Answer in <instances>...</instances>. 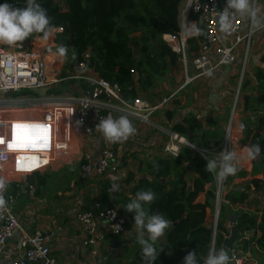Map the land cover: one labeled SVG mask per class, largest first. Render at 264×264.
Returning a JSON list of instances; mask_svg holds the SVG:
<instances>
[{"label": "built area", "instance_id": "obj_1", "mask_svg": "<svg viewBox=\"0 0 264 264\" xmlns=\"http://www.w3.org/2000/svg\"><path fill=\"white\" fill-rule=\"evenodd\" d=\"M225 7L226 0H183L179 8L178 30L161 37L163 44L177 57L185 85L216 76L222 68H230L240 59L243 77L256 28L251 27L249 18L244 25L243 17L233 14L230 27L224 30L218 15ZM193 23L201 28L204 36V41L197 42L194 51L190 50L188 43L197 35H186V28ZM61 32V28L52 29L45 38L46 43L39 47L32 42L0 45V198L4 200L0 206V258L8 242L16 236L18 238L15 243L18 254L9 264H57L51 254L53 244L45 231H27L20 224L14 212L20 192L10 193L8 188L11 184L20 185L35 201L37 187L29 178L46 173L54 162L63 160L60 157L68 152L70 134L75 131L86 139L98 138L100 143L97 157L81 152L77 162L81 176L88 181L87 187L93 184L96 188L85 189L83 196L86 199L81 200V205L85 202L91 205L90 210L77 207L73 213V220L79 229V249L88 257L85 264H99L100 247L106 243L108 236L136 244L135 227H128L126 217L120 213L118 206L102 203L99 189L106 183L108 175L118 172L116 150L130 144L139 130L127 139L111 143L101 135L97 126L107 116L118 118L122 115L136 120L139 125L153 126L151 118L167 107L175 95H168L155 106L139 95L128 102L117 84H110L93 70L89 55L82 56L81 61L61 78L50 80L48 71L54 65V39ZM130 74L137 87L139 72L131 69ZM67 80L84 81L88 86L85 89L78 87L75 93L69 95L53 92L54 87ZM241 82L231 101L219 143L213 140L208 147H199L189 138L166 130L164 136L167 141L162 152L174 158L182 146L187 147L206 164L225 150L235 153L233 143L237 139L235 134L243 113L240 105ZM40 89L48 90L45 96L32 93V90ZM4 92H10L11 97H4ZM238 171L222 182H217L212 173L213 199L205 224L211 230L209 250L214 252H218L216 235L220 210L229 204L226 196L231 191L244 188L236 182ZM58 203L64 205V195L58 198ZM57 211L55 213L60 214L64 208L60 207ZM51 219L54 220L53 217ZM234 225L229 223L227 229L230 231ZM256 232L255 227L254 231L238 234L234 244L225 249L230 255L228 264H255L250 251L256 249V239H253ZM229 235L222 236V243Z\"/></svg>", "mask_w": 264, "mask_h": 264}, {"label": "trees", "instance_id": "obj_2", "mask_svg": "<svg viewBox=\"0 0 264 264\" xmlns=\"http://www.w3.org/2000/svg\"><path fill=\"white\" fill-rule=\"evenodd\" d=\"M182 1L106 0V9L101 13L102 0H36L49 16L52 29H62L54 39V65L48 71L49 79L61 78L81 61L82 56L89 55L90 66L98 76L110 84H117L127 100L140 93L150 96L154 90V82L164 77L166 70L177 61V57L163 44L161 37L178 30L177 20ZM8 2L14 7H23L25 4V0ZM199 29L201 30L200 27ZM41 38H44L42 34L34 33L22 42H33ZM203 41L202 34L192 38L188 43L190 50L194 51L197 42ZM59 46L67 49L64 57L57 52ZM131 69H136L140 74L137 87L133 83ZM259 77L250 93L252 98L249 101V110L241 115L240 124L245 125L243 138L234 141L239 152V164L249 162L246 159V146L253 144H259V157H264V74ZM72 85L81 89L88 86L84 81L67 80L54 87L53 92L66 94ZM245 86L244 84L242 87ZM168 118L171 119V115L168 114ZM216 124L213 120L206 122L205 126L202 121L187 114L182 121L172 126V132L190 139L198 134L202 139L211 140L219 134ZM191 142L199 147H208L210 144L196 142L193 138ZM205 166L206 162L196 152L182 146L176 157L160 159L155 166L149 167L148 175L154 174V179H140L129 192L130 197H133L137 191L151 190L156 199L147 206L148 214L159 213L171 221L170 228L162 236L165 241L162 242L161 237L157 242L162 250L154 264H182L183 258L189 252L196 254L200 264H203L211 241V230L205 224L206 210L211 209L210 203L213 199L212 189L205 191V186L213 183L212 173ZM189 171L193 175L190 186L187 179ZM44 174L46 173H38L29 178L30 182L36 184L37 195L46 186L49 178ZM263 177L261 173L255 174L247 190L252 188L255 192L261 191L264 194ZM109 189L110 186L104 184L101 190L102 203L107 206L122 203L120 213H124L126 209L123 205L130 197L126 196L119 202L110 200L114 195H110ZM8 191L21 192L22 188L20 185L11 184ZM202 194L203 202H197ZM247 198L245 193L233 192L230 203L234 201L243 204ZM82 209L88 211L90 207L83 205ZM133 218L134 212H129L126 219L128 227L134 226ZM226 223H234L235 231L242 234L254 231L255 218L246 212L237 211L231 214L228 205L222 206L217 224L218 250L222 248V236L229 235L230 232ZM257 231L259 238L255 241L256 251L263 253L264 207ZM106 239L113 243L117 237L108 236ZM127 258L128 264H143L138 245H135ZM107 261L111 262V259L107 258Z\"/></svg>", "mask_w": 264, "mask_h": 264}, {"label": "crops", "instance_id": "obj_3", "mask_svg": "<svg viewBox=\"0 0 264 264\" xmlns=\"http://www.w3.org/2000/svg\"><path fill=\"white\" fill-rule=\"evenodd\" d=\"M259 2L261 6L264 7V0H259ZM260 14L262 21H264V14H262V12H260ZM245 17L243 16L242 19L244 25L247 24V19ZM255 30V33H259L263 31L264 28H256ZM32 43L34 46L39 47L42 44L46 43V39H35ZM258 46L259 44L256 47L254 46V48L250 52V59L248 56L247 64L245 67L246 70H244L243 73V76L247 77L248 80L245 79V83H243L242 86L244 84L246 86L244 88L242 87V89L249 88L250 91L248 95L243 96H251V98L252 94L250 93L252 92V89L256 86L257 79L260 78L259 76L262 77L264 74V45H260V48ZM175 64L179 66L177 61L175 62ZM240 69L241 59L237 61L236 65L230 68H222L216 74L217 77H215L214 83L210 86V89L208 91L210 92L209 98L204 100V104L202 106H199L198 109L197 106H193V104L191 105L189 100H187V102H185L184 104L182 101H179V105L175 101L173 102L174 105L172 108H170L169 105L165 107L167 109L166 112L169 113L165 114V116H163L164 118L160 116L159 122H157L158 119H156V122H153L155 125H153L152 127L150 125H139L136 120L127 117L131 122L132 126L134 127L135 131L139 130V133L136 137L132 138L133 140L126 147H119L116 150V156L119 161V168L118 172L112 175L117 176L118 180L115 182L111 181L110 177L112 175H108L105 181L106 183H104L108 184L109 186H111L112 183H116L118 185L117 191L110 192V195H114L110 198V200L119 202L126 196L130 197L129 192L132 188L136 186L138 181L142 178L147 177L150 180L154 179V174L148 175L149 167L153 165L155 166L158 163V160L160 159L171 158L170 156L162 152L163 145L167 141L166 136H164V131H172V126L182 121L185 115H193L194 117L202 121L204 125L206 124V122L215 120L219 132L216 138H213L211 140H205L199 137V135L197 134V136L191 137V139L193 138L194 140H196V142L199 143H212L213 140L218 143L219 138L223 134V129L221 130L220 128V126H222L221 122L223 121H218V119L216 118L213 119L212 111L216 110L215 105L218 108L219 105L222 104L223 96L228 91L219 88L223 87L224 83L227 86L228 83L230 85H234V83L236 82V78H238V72L241 71ZM77 90L78 86L72 85L70 86L68 93L64 95H69L73 92L75 93ZM222 90L224 91L223 94ZM179 93L180 91L177 90L174 97H176V95ZM130 100L131 99L127 101L130 102ZM193 107L196 109H193ZM242 109H244V107ZM166 112L163 111L161 113L163 114ZM168 114L171 115V119L168 118ZM240 121L241 119L239 120L237 127L238 129L236 130L235 134L237 139L243 138L242 133L239 131ZM187 138L190 139V137ZM69 142L70 146L68 147V152L64 153L63 157H60L63 158V160L61 162H54L51 167L47 169L46 174H44L49 176V178L47 179L46 186L44 187L47 188L46 191L44 192L43 188H41L40 193L38 195L36 194V199L35 201H33L24 192L23 187H21L22 191L20 192V196L16 200L14 212L17 215L20 224L25 230L30 231L33 229H40L45 231L48 237H50V240L53 244V249L51 253L52 258L57 264H85L88 257L79 249L77 241L79 229L77 227V224L73 220V213L77 207H80V209H82L83 207V205H81V200L86 199V196H83L84 190L87 188H96L93 187V184L87 187L88 181H85L84 178L81 176L77 162L79 160L81 152H86L97 157L99 154L100 143L98 138H84L79 131H75L70 134ZM233 147L238 157L239 152L235 146ZM259 159H264V157H258L256 160L249 161L248 163L239 164L238 162L237 166L239 171L238 178H236V182L240 185V187L244 188H241V190L239 191H231L228 194L227 198L229 200L228 210L231 214L237 211L246 212L255 218L256 231L261 217V210L264 207V194L261 191L255 192L252 188L250 191H248L247 188L249 187L248 184L251 178L255 174L261 173L264 176V171L261 172L255 170L254 174H248L249 169L253 168V162H258ZM52 174H54V177H52ZM189 174L191 175L192 179L193 175L190 171L187 172V179ZM191 179H188V186L191 185ZM104 184L99 189L100 195ZM209 188L212 189L211 186L206 185L205 191H208ZM233 192L245 193L246 195H248V198L243 204H239L234 201L230 203ZM61 195H64V205H59L58 203V198ZM203 200V194L197 198V202L202 203ZM18 203L20 204L18 205ZM84 205L91 207L88 202H85ZM48 206H51L50 210L51 212H53V215L48 213ZM114 206L122 208V203ZM60 207L64 208V212H59ZM35 208H39L40 214H37L38 212H36ZM209 210L210 209L206 210L205 220H207V211ZM45 211L46 213H44ZM55 211L59 212L60 214H56ZM128 213L129 211L126 210L124 213H122V215L125 216L126 219H128ZM52 217L54 218L53 221L51 219ZM60 219H62V221H60ZM226 224L228 225L229 223ZM258 238L259 234L257 231L253 236V239L257 240ZM17 239L18 238L16 236L14 237V239L8 242L6 250L0 258V264H9L10 261L15 256H17L18 253L15 249V243ZM109 242L108 240H106V243H104L100 247L99 264H128L127 256L137 244L132 247L126 242V240L119 238L114 240L113 243H111V240ZM244 248L246 247L244 246ZM250 255L254 259L255 264H264V252H257L256 249L253 248L250 251ZM107 258H110L111 262H108Z\"/></svg>", "mask_w": 264, "mask_h": 264}, {"label": "clouds", "instance_id": "obj_4", "mask_svg": "<svg viewBox=\"0 0 264 264\" xmlns=\"http://www.w3.org/2000/svg\"><path fill=\"white\" fill-rule=\"evenodd\" d=\"M232 10V11H229ZM259 7H252L250 0H226V7L218 15L221 26L224 30L230 27V18L233 14H239L241 17L247 16L250 19L252 28H264V21L258 15ZM52 32L50 18L46 11L36 0H25L23 7H14L3 0L0 2V45L14 46L29 38L32 34H42L47 38ZM201 30L196 24H191L186 28V35H200ZM67 49L59 46L57 52L64 57ZM101 135L111 143L127 139L135 133V129L126 116L113 118L107 116L102 119L98 126ZM245 125H239V131H244ZM261 153L259 144L246 146V159L248 161L256 160ZM239 158L236 153L225 150L217 158L210 159L205 168L209 173H213L217 182H222L226 177L235 175L238 171ZM111 181H117L118 177L112 175ZM110 191H117L118 185L112 183ZM156 199L151 190L137 191L133 197L128 198V202L123 207L134 212L135 242L140 248V254L143 264H154L162 248L157 247V242L162 236H165L166 230L171 226V221L163 215L155 213L148 214V205ZM4 200L0 198V206ZM229 256L224 248L218 252L209 250L203 264H228ZM52 264V262H49ZM182 264H200L197 255L189 252L182 261Z\"/></svg>", "mask_w": 264, "mask_h": 264}, {"label": "rangeland", "instance_id": "obj_5", "mask_svg": "<svg viewBox=\"0 0 264 264\" xmlns=\"http://www.w3.org/2000/svg\"><path fill=\"white\" fill-rule=\"evenodd\" d=\"M102 1H103L102 2L103 4H102V7L100 9L101 13H103L106 9V0H102ZM250 3L252 5V7H259L260 12H262V14H264V7L261 6L259 0H257V1L256 0H250ZM260 12L258 13L259 16L261 15ZM245 18L247 19V22H248V17L246 16ZM263 43H264V30L259 32V33L258 32L254 33L252 36V41H251V45H250V49H249V59H250V52L252 51L254 46L256 47L258 44H259V46L260 45L263 46L264 45ZM244 70H246V69H244ZM215 77H217V76H209V77H206L205 79L198 80V81H195L191 84L185 85L184 78L182 77L181 69L177 64H175L174 66L169 67L166 70L164 77L158 78L154 82V90H153V92L151 91L152 94L150 96L147 97L141 93L139 96L143 100H145V101L149 102L151 105L155 106L163 98L167 97L168 95L175 94L176 91L179 90L180 93L177 94L176 97H173V100L171 101L172 103L169 104V107L172 108L174 105L173 102H175V101L179 105V101H182L184 104L185 102H187V100H189L190 104L191 105L193 104V106H197V109H198L199 106H202L204 104V100L209 98L210 92H208V91L210 89V86L214 83ZM237 77L238 78H236V82L234 83V85H230L228 83V86H227L224 83L223 87L219 88V89L228 90V91L223 96L222 104H220L218 108L215 105L216 110L212 111V116H213L212 118L213 119L216 118V119H218V121L219 120L223 121V122H221L222 126H220L221 130L224 129V127H225L229 107H230L231 101L233 99V95L235 94L237 87L241 82V79H242L241 85L243 83H245V79L248 80V78L245 76L241 77V71L238 72ZM223 90H222V94L224 93ZM240 92H241V95L243 97V95H248L250 91H249V88L248 89H242V87H241ZM240 105H241V107L243 106L242 99L240 101ZM193 109H196V108L193 107ZM163 111L166 112L167 109L164 108L163 110L157 112L151 118L152 122H156V119H158L157 122H159L160 116H162V118H164L163 116H165V114L169 113V112H166V113L162 114L161 112H163ZM220 141H221V137L219 138L218 143ZM255 170L261 171V172L264 171V159H259L258 162L257 161L253 162V168L249 169L248 174H250V175L254 174ZM52 175H53L52 177H54V174H52ZM188 179L189 180L191 179L190 174L188 175ZM46 189L47 188H43V191L45 192ZM19 204L20 203H18V205ZM31 204H32V202H31ZM50 207L51 206H48L47 211L49 214L53 215V212H51ZM35 210H36V212H38L37 214H40L39 208H35ZM44 213H46V211ZM60 221H62V219H60ZM134 232H135V230H134ZM127 243L130 244V246H132V247L135 245L134 243H130L129 241ZM157 247H159L158 244H157Z\"/></svg>", "mask_w": 264, "mask_h": 264}, {"label": "water", "instance_id": "obj_6", "mask_svg": "<svg viewBox=\"0 0 264 264\" xmlns=\"http://www.w3.org/2000/svg\"><path fill=\"white\" fill-rule=\"evenodd\" d=\"M47 91H48L47 89L32 90V93L35 94V95H38V96H45ZM3 96L6 97V98H9V97H11V93L10 92H4ZM250 98H251V96H243V101H244L243 113H245L248 110V101H249ZM237 238H238V233L235 231L234 227H231L230 235H229V237L227 239H225L223 241L222 247L224 249H228L229 247H231L234 244V242L236 241ZM161 241L162 242L165 241L164 237L161 238ZM227 255L230 257L228 252H227Z\"/></svg>", "mask_w": 264, "mask_h": 264}]
</instances>
